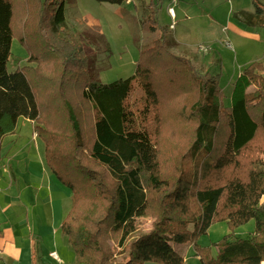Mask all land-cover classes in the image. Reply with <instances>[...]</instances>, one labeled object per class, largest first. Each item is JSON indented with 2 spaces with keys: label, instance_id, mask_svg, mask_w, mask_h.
I'll list each match as a JSON object with an SVG mask.
<instances>
[{
  "label": "trees",
  "instance_id": "1",
  "mask_svg": "<svg viewBox=\"0 0 264 264\" xmlns=\"http://www.w3.org/2000/svg\"><path fill=\"white\" fill-rule=\"evenodd\" d=\"M95 1L119 5L125 0ZM161 2L151 0L146 6L149 28L159 36L140 50L134 72L101 82L89 72L76 40L29 36L25 30L18 35L15 29L32 24L45 33L57 31L65 23V0H0V140L21 117L34 123L47 163L72 192L73 203L60 229L75 251L74 264H185L173 243L191 245L200 264H264V161L257 156L264 154V62L253 61L240 71L232 82L230 103L223 105L219 75L198 76L185 57L168 49L169 31L156 16ZM251 3L252 11L234 15L248 27L264 29V0ZM14 36L30 51L29 60L39 59L32 52L36 43L50 51L38 70L8 69ZM173 62L197 78L198 98L189 111L197 117L190 150L203 154L192 179L171 184L159 173L153 133L157 125L151 122L157 120L161 98L156 74ZM55 89L64 95L78 89L94 108L91 137L85 138L72 116L71 132L54 119ZM222 125L226 136L216 150ZM251 147L246 163L243 156ZM149 215L155 218L152 228L130 239L136 220ZM250 219L253 231L245 238L225 234L212 244L215 251L197 242L215 222L225 221L234 229ZM109 238L120 249L130 239L119 259L107 245ZM32 259L37 264L33 253Z\"/></svg>",
  "mask_w": 264,
  "mask_h": 264
},
{
  "label": "rangeland",
  "instance_id": "2",
  "mask_svg": "<svg viewBox=\"0 0 264 264\" xmlns=\"http://www.w3.org/2000/svg\"><path fill=\"white\" fill-rule=\"evenodd\" d=\"M150 1L125 0L118 5L95 0H65V23L57 31L48 30L45 33V30L32 24L24 28H19L17 24L15 29L18 35L25 30L29 36L38 33L50 40L55 35L76 40L83 46L91 75L101 82H110L131 75L140 50L159 36L157 30L149 28L147 21L151 12L146 11V6ZM170 6L174 10V18L168 12ZM239 10L252 11L251 0H162L156 12L158 24L166 26L169 31L168 49L185 57L198 76L206 72L219 75L223 105H229L232 82L240 71L253 61L264 62V29L251 28L242 23L234 15ZM32 52L38 56V61L29 60L30 51L14 36L8 69L25 66L38 70L39 62L50 56L44 43H36ZM54 68L59 75L61 70L58 64ZM163 68L156 74L157 80L161 81V98L156 108L157 120L151 124L153 127L157 125L153 133L159 173L172 184L179 178L192 179L203 153L190 150L197 117L189 111L190 105L198 98L197 78L176 62L170 64V68ZM171 70L175 73L169 76ZM55 90L51 104L54 119L71 132L72 121L69 116H72L85 138L91 137L94 108L81 99L78 89L69 95L59 94L58 89ZM58 95L62 99L58 100ZM15 128V138L11 137L3 144L2 150L6 155L0 163V229L10 241L2 255L8 257L9 264H32L33 252L34 261L39 264H74L75 251L60 229V220L63 215L66 216L73 203L72 192L56 178L47 163L44 141L36 133L34 135V123L21 117ZM225 136L222 125L214 141L216 150L220 149ZM64 147H68L67 142ZM253 150L251 147L249 154L247 151L244 153V162L251 160ZM14 153L19 156L10 160ZM257 156L264 161V154ZM27 162H30L29 173L24 171ZM9 164L15 175L13 186L24 188L27 182L31 190L29 197L26 194L25 201L20 200L23 202L21 204H17L18 201L12 203L8 195L10 192L15 194L18 188L15 187L16 191L14 187L10 192L7 190L10 182V172L7 170H10ZM45 196L49 199L47 205L43 201ZM51 213L53 218L49 222L47 216ZM154 220L151 215L137 219L136 229L130 239L151 229ZM253 227L252 219L234 229L225 221H218L211 224L197 242L202 246H212L230 232L245 238L252 233ZM3 242L0 238V247ZM128 243L120 249L113 239L107 240L116 259L120 258V253H126ZM173 246L184 255L185 264H200L191 245L173 243ZM52 250L58 254L60 261L49 256ZM212 250L215 251L213 246Z\"/></svg>",
  "mask_w": 264,
  "mask_h": 264
},
{
  "label": "crops",
  "instance_id": "3",
  "mask_svg": "<svg viewBox=\"0 0 264 264\" xmlns=\"http://www.w3.org/2000/svg\"><path fill=\"white\" fill-rule=\"evenodd\" d=\"M170 2H171V0H169ZM175 40H176V38H175ZM28 120V119H27ZM30 121V120H29ZM18 122V121H17ZM31 123L33 124V122L31 121ZM16 129V128H15ZM15 129H14V131L13 132H11V133H9V134H7V135H5V136H3L2 137V139L0 140V163H1V161H2V158H3V156L4 155H6L5 153H3V150H2V148H3V144L6 142V141H8L11 137H14L15 138ZM34 135H35V132H34ZM11 141V140H10ZM19 156V154L18 153H14V154H12L11 156H10V160H13V159H15V158H17ZM24 157V156H23ZM24 159V161H25V157L23 158ZM19 161L21 160V159H18ZM30 161L31 162V160H30V158H27V161ZM30 162H27V166L24 168V171H26L27 173H29V170H28V166H29V164H30ZM24 164V163H23ZM10 165V170H9V168H7V170H8V172H10L9 174H10V182H9V185H8V189L7 190H9V192L11 191V188L12 187H14L13 185H14V182H15V175H14V173H13V171H12V168H11V164H9ZM1 176V175H0ZM25 184H27L26 185V187H24V188H22V187H20V186H17V185H15V187H18L17 188V192L15 193V194H11L12 192H10V193H8V195H9V198H10V201H12V203H15V202H17V204H21V203H23V202H21V201H25L26 200V196L28 195V197H29V194H31V190H29V186H28V183L27 182H25ZM15 187H14V191H16V189H15ZM27 194V195H26ZM23 196V197H22ZM29 199V198H28ZM27 199V200H28ZM21 200V201H20ZM43 201H44V203H45V205H47V201H49V199L45 196L44 197V199H43ZM26 204V203H25ZM11 206V205H10ZM47 211H48V208H47ZM64 216V215H63ZM62 216V218H61V222H62V220H63V217ZM47 218H48V221L49 222H51L52 221V213H51V215H48L47 216ZM61 222H60V225H61ZM4 233V231H2L1 229H0V238H2L3 240H4V242H3V244H2V247H0V264H9V261H8V257H5V256H3L2 254H3V249H5V247H7L8 248V246L10 245V241L8 240L9 238L7 237H5V234H3ZM34 246V245H33ZM52 251H55V250H52ZM51 252V251H50ZM49 252V253H50ZM9 254H11L12 255V253L10 252ZM35 253L33 252V255H34ZM57 254V253H56ZM50 256V255H49ZM57 256H58V254H57ZM14 258H15V256H13ZM198 258V257H197ZM33 260V259H32ZM58 261H60V258H59V256H58ZM32 264H33V261H32ZM37 264H39V263H37Z\"/></svg>",
  "mask_w": 264,
  "mask_h": 264
},
{
  "label": "built area",
  "instance_id": "4",
  "mask_svg": "<svg viewBox=\"0 0 264 264\" xmlns=\"http://www.w3.org/2000/svg\"><path fill=\"white\" fill-rule=\"evenodd\" d=\"M171 2H175V0H171ZM168 12H169L170 16H171L172 18H174V10H173V7H172V6L168 7ZM172 26H173V24H172ZM49 255H50L52 258L58 260V256H57V254H56L55 251H51V252L49 253Z\"/></svg>",
  "mask_w": 264,
  "mask_h": 264
}]
</instances>
